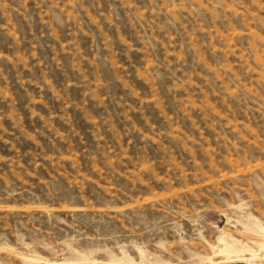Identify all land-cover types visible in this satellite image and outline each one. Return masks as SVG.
Returning a JSON list of instances; mask_svg holds the SVG:
<instances>
[{"label": "rangeland", "instance_id": "obj_1", "mask_svg": "<svg viewBox=\"0 0 264 264\" xmlns=\"http://www.w3.org/2000/svg\"><path fill=\"white\" fill-rule=\"evenodd\" d=\"M0 264H264V0H0Z\"/></svg>", "mask_w": 264, "mask_h": 264}]
</instances>
